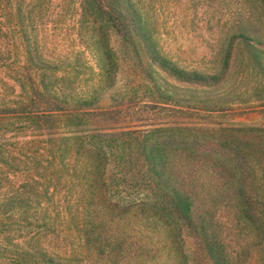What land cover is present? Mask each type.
<instances>
[{"label":"trees","instance_id":"obj_1","mask_svg":"<svg viewBox=\"0 0 264 264\" xmlns=\"http://www.w3.org/2000/svg\"><path fill=\"white\" fill-rule=\"evenodd\" d=\"M80 1L83 18L99 23L98 33L115 31L136 58L139 82L123 98L143 95L165 107L182 103L174 90L195 93L220 86L236 40L246 46L264 80V67L251 46L261 40L248 27L239 28L229 38L223 69L207 73L181 66L167 56L133 0ZM29 7L25 0H0V82L12 90L19 88L14 98L6 100L2 94L0 124L18 116L24 127L42 131L45 192L60 184V200L48 198L41 206L40 200L25 196L0 202V211L36 204L44 212H59L60 245L56 250L51 241L47 244L41 237H30L18 244L16 257L38 261L56 255L60 264H144L159 253V245L165 249L180 243L185 233L194 238L211 264H246L255 251L264 258V128H162L165 132H190L194 137L182 142L187 145L184 150L170 135L160 137L156 129L139 134L113 126L103 104L116 77L103 59L108 45L98 36L87 44L99 55L100 72L93 86L78 90L69 80L75 70L71 53L47 55L39 49V42L28 36ZM16 29L21 31L19 37ZM225 103L218 102L210 110L225 109ZM203 133L218 137L208 150L207 142L199 136ZM23 154L26 150L19 155ZM16 155L2 151L0 163L16 162ZM191 158L201 161L199 173L207 174L212 182L209 186L215 187L213 195L202 196L204 187L193 178L196 170L178 165ZM36 161L39 170L40 160ZM21 163L22 181L28 186L35 181L29 182L30 172ZM4 177L7 175L1 170L0 181ZM225 210L234 212L238 224L237 251L230 249L220 230ZM2 242L9 243L6 237Z\"/></svg>","mask_w":264,"mask_h":264},{"label":"rangeland","instance_id":"obj_2","mask_svg":"<svg viewBox=\"0 0 264 264\" xmlns=\"http://www.w3.org/2000/svg\"><path fill=\"white\" fill-rule=\"evenodd\" d=\"M133 1L159 48L181 66L207 73L220 72L223 69V56L229 38L239 28L248 27L261 40L259 43H251V46L256 50L259 62L264 67V0ZM25 3L30 5L31 11V17L27 21L28 36L33 41L37 40L39 49L47 55L61 56L71 53L70 60L75 70L69 80L78 90L93 86L96 82L100 72L99 55L94 49L87 47V44H92L98 37L103 38L108 45L103 55L104 62L111 67L112 73L116 72L114 86L107 91L106 100L103 102L109 112L106 116L108 122L113 126L127 128L139 134L156 129L160 137L170 135L175 139V145L184 150L187 145L182 142L191 141L194 136L188 131L165 132L162 128L179 125L264 128V80L250 59L246 46L239 40L234 43L226 77L220 86L201 89L195 93L174 90L182 103L162 107L147 101L143 95L134 99L130 95H127L130 98L122 97L130 88H136L139 82L135 68L136 58L115 31L109 29L106 33H98L99 23L89 17L83 18L80 0L74 3L70 0H25ZM15 34L19 37L20 29H16ZM78 51L80 54L76 55ZM18 92L19 88L12 90L0 82V98L3 94L8 100L14 98ZM218 102H226L225 109L211 111L213 106H218ZM9 118L10 120L0 124V152H16L17 161L9 165L0 163V171L4 172V176L7 175L0 181V202L31 196L34 200H40L41 206H45L48 198L60 200V184L50 186L45 192L43 161L46 148L42 131L32 126L24 127L18 116ZM199 136L209 143H204L206 150L213 147L218 140V137L206 133ZM24 150L25 157L20 156ZM36 159L40 160L39 170L35 166ZM19 160L26 162L21 163ZM19 163L26 165L30 172L29 182L35 181L29 183L33 189L23 183L24 167L18 165ZM178 165L181 169L186 165L192 172L196 170L193 178L204 187L200 193L202 196L214 194L212 190L215 187L209 186L208 183L212 182L207 174L199 173L202 166L199 159L191 158L186 162L180 160ZM58 213L44 212L36 204L28 209L0 211V264H60V257L56 255L38 261L16 257L18 244L22 245L30 237H41L47 244L51 241L56 250L59 248ZM233 216V211L222 212L223 223L220 230L230 249L237 251L240 234ZM45 222L49 224L46 225ZM181 236L180 243L168 245L165 249L159 245V253L153 259H146L144 264H211L194 238L185 233ZM2 237H6L9 243L2 242ZM246 264H264L262 253L255 251Z\"/></svg>","mask_w":264,"mask_h":264}]
</instances>
